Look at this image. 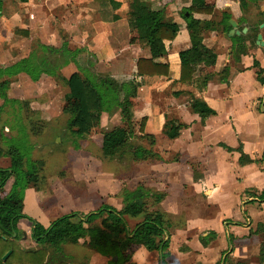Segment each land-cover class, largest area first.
Returning <instances> with one entry per match:
<instances>
[{
    "label": "crops",
    "instance_id": "obj_1",
    "mask_svg": "<svg viewBox=\"0 0 264 264\" xmlns=\"http://www.w3.org/2000/svg\"><path fill=\"white\" fill-rule=\"evenodd\" d=\"M139 1L154 10H163L165 21L179 27L177 38L165 42L169 77H137L138 62L151 58L148 48L130 44V5ZM10 2L14 7H10ZM228 2L224 10H216L212 15H194L203 23L213 24L214 29L206 33L205 45L214 50L217 62L214 76L207 84H204L207 73H200L204 66L196 69L192 82L183 84L180 53L190 49L192 43L182 12L191 7L192 0H175L166 5L161 0H5L0 45L4 30L19 33L16 36L19 42L14 47L9 41L3 44L14 60L12 65H5L0 59L3 67L30 58L36 42L44 48L65 47L73 55L69 64L52 69L55 76L43 74L34 82L26 73H20L11 78L9 88H18L24 82L30 88L36 86L38 95L46 96L56 88L55 80H68L81 71L76 54L83 49L95 55L96 63L115 71L108 77L116 81L126 77L127 66H133V77L140 85L134 115L141 118L140 127L142 120L147 119L145 128L149 134L166 132L169 121L185 126L177 139H168L169 145L163 151L166 157L180 155L181 163L160 164L153 171L143 172L153 179L151 184L141 182L142 174L129 178L125 172L108 169L100 174L86 170L84 175L72 171L67 180L47 167L44 174L49 179L44 182L40 168L39 182L31 184L24 193V214L28 219L18 223L20 236L32 241L33 221L48 228L72 213L89 214L103 206L122 211L124 195L139 186L147 192L152 190L151 194L166 196L159 208L171 238L168 264H223L241 241L251 236L253 226L257 229L258 224H264V83L258 76L262 70L264 79V0H244L242 9L241 0ZM225 15L232 16L227 23ZM193 100L207 103L216 114L202 118L193 113L190 107ZM34 105L33 110L44 111L41 105ZM1 107L4 111V101ZM116 114L119 115L113 113ZM105 115L108 121L111 114H103L101 126ZM190 159L201 163L202 174L188 165ZM10 166L11 159L2 156L0 169ZM9 183L7 191L13 180L10 186ZM195 200L204 204L202 208L191 207ZM232 205L235 212L229 211ZM239 209L244 211L245 219L240 217ZM179 212L187 214V222L185 227L173 231L175 224L169 217ZM223 219L229 221L222 224ZM109 261L98 254L89 264H109ZM122 264H160V254L136 246L131 260Z\"/></svg>",
    "mask_w": 264,
    "mask_h": 264
},
{
    "label": "trees",
    "instance_id": "obj_2",
    "mask_svg": "<svg viewBox=\"0 0 264 264\" xmlns=\"http://www.w3.org/2000/svg\"><path fill=\"white\" fill-rule=\"evenodd\" d=\"M173 1L175 0H161L165 5ZM228 3V0H192L191 7L183 10L182 17L187 23L192 44L190 49L180 53L181 83L192 82L199 66H204L200 73H207L204 84L213 78L217 55L213 49L205 45V36L214 27L211 23L195 19L194 15H212L216 10H224ZM4 4L5 0H0V20L3 17ZM243 6L244 0H241V9ZM231 17L225 15L224 22H229ZM128 25L130 44L148 48L151 55L150 59H141L138 62L137 77H169V51L165 42L177 38L178 25L165 21L163 10H154L143 1L130 5ZM45 50L52 53L63 52V49L47 47ZM36 59L39 57L35 52L30 58L11 67H3L0 64V97L4 100V105L9 101L7 91L13 76L26 73L34 82H38L43 74L55 76L54 70L46 69L47 59L41 58L40 63ZM262 75L263 71L259 70V80L264 83ZM63 81L68 93L65 96L62 113L69 117L68 126L74 137L83 139L89 136L101 125L104 113H119L123 126L105 133L102 144L103 155L108 159L116 158L128 148L134 132L133 110L137 106L140 85L135 81L119 83L111 77H95L84 70ZM190 107L193 113L202 118L216 114L202 101L193 100ZM2 114L3 107L0 108V127L3 123ZM146 122L147 119L144 118L140 127L141 132L145 131ZM184 127L176 121H169L165 135L169 140H175ZM4 132L0 133V158L8 156L11 159V166L8 169H0V264H48V250L61 251L64 245L77 246L82 241L89 249L108 257L109 264L129 262L132 258V249L136 246H142L148 251H157L160 254V264H168L171 238L159 208L166 196L151 194L142 186L124 195L125 207L122 211L103 206L89 214L72 213L57 219L48 228L33 221L31 238L40 250H23L16 247L14 242L20 239L18 223L21 219H28L24 214L23 195L27 187L39 182L42 163H32L27 168L20 149L9 147V150L5 151L2 147L3 139L6 138ZM228 150L231 151L229 148ZM150 155L151 152L148 150L133 148L135 161H144ZM243 160L244 156L241 162ZM12 180L11 189L7 191V185ZM150 196L153 197L152 208L147 204ZM130 220L139 222L131 226ZM261 232H264V224H258L254 234ZM9 252L10 256L4 260ZM115 257L117 261L114 260ZM227 259L223 264H234ZM260 260L264 263V241L261 245Z\"/></svg>",
    "mask_w": 264,
    "mask_h": 264
},
{
    "label": "rangeland",
    "instance_id": "obj_3",
    "mask_svg": "<svg viewBox=\"0 0 264 264\" xmlns=\"http://www.w3.org/2000/svg\"><path fill=\"white\" fill-rule=\"evenodd\" d=\"M10 7H14L12 2H10ZM54 20L53 17L52 22H54ZM3 32V44L8 41L12 43L13 47L18 44L19 41L16 36L19 33L16 32L15 34L14 31L10 32L9 30H4ZM36 43L37 44H35L33 48V51L38 53L39 59L36 60L40 63L42 60L41 58L47 59L46 61H48L49 64L47 63L46 69H55L58 66H65L69 64L73 57V55H71L72 51H69L67 48L61 47L60 49H63V52L52 53L49 51L47 52L42 44ZM3 44L0 45V59L5 65H12L14 60H12L10 51L5 50L6 48H4ZM50 48L55 47L50 46ZM27 49L29 51V46ZM24 51L26 52V49ZM78 51L79 53L76 54V58L78 60L77 64L79 69L89 72L91 75L99 78L108 77L109 73L112 74L115 72L96 63V57L92 52L89 53L83 49H78ZM121 61L123 62V58ZM124 61L127 62L126 58H124ZM121 64L123 65V63ZM126 68L128 74L125 73L126 77L120 78L118 82H136L133 77V66L132 68L129 66ZM118 73L123 74V72L121 73L119 71ZM127 77H129V79H127ZM55 82H58L56 88L46 96L38 95L36 86L35 88H30V86L24 82L18 84V86H16L18 88H9L10 95H7L9 101L5 105L6 108L2 114L3 123L0 127V133L1 131H5L4 133L6 135V138L3 139L2 147L5 151H8L9 147L20 149L27 168L32 163H42L40 176L46 172L45 169L47 167L51 172H57V174H61V176L65 177L67 180L70 178L72 171L77 175H84L86 170H93L94 173L100 174L103 169L112 170L116 173L125 172L127 177L132 178L139 177L141 174L144 175L143 172H147V170L153 171L154 166L160 164L181 163L180 155H176V157L174 155L168 157L163 155V151H166L165 149L169 145V140L165 132L153 135L149 134V130L147 131L146 128L144 132H141L139 125L141 118H135V115L133 118L134 132L128 148L114 159L106 158L102 152L103 136L105 133L123 126L122 122H119L120 116L116 114V117L111 114L110 119L107 121L106 119L108 116L105 115L104 126L100 125L91 135L83 139L74 137L68 126L69 117L62 113V106L65 101V95L67 94V86L62 78L55 80ZM42 87L46 88L44 85ZM3 101L4 100L0 97V105ZM36 103L37 105L39 104V106L41 105L40 107H43V112L33 110L34 104ZM138 147L150 151L151 155L144 161L133 160V148ZM188 165L201 173V171H199L202 166L201 163L191 161L190 159ZM45 179H49L48 174H44V179L41 180L45 182ZM43 181H41L40 185L43 184ZM152 181L153 179L147 178L145 175L143 180H141L145 185L148 183L151 184ZM11 183L12 181H10L9 186ZM149 191L150 193L152 192V190ZM147 204L149 208H152V196L147 199ZM203 205L201 201L195 200L191 207L198 210L202 208ZM234 210L232 205L229 211L232 212ZM239 211L241 213L240 217L245 219V215L243 214L244 211L243 213L241 209H239ZM248 211L249 209H247V212ZM184 212L187 213V211ZM186 213L179 212L177 215L170 214L169 218L175 224L173 231L185 227L187 222ZM195 214H198V212ZM189 215L190 217L194 216L193 213H189ZM182 219L184 221H182ZM223 221L222 224L229 221V219H223ZM130 224L133 226L135 221L130 220ZM255 230L256 226H253L251 236H249L247 240L241 241L238 248L236 247L234 251L230 253L231 255L229 254L227 256V260L230 263L264 264L260 260L264 232L254 234ZM14 244L16 247H20L23 250H40V247L34 242L29 239L25 240L24 235H21L20 239L15 241ZM48 253V264H62V262L67 264H89L93 256L99 254L89 249L85 242L77 246L64 245L61 251L51 249L48 250Z\"/></svg>",
    "mask_w": 264,
    "mask_h": 264
},
{
    "label": "water",
    "instance_id": "obj_4",
    "mask_svg": "<svg viewBox=\"0 0 264 264\" xmlns=\"http://www.w3.org/2000/svg\"><path fill=\"white\" fill-rule=\"evenodd\" d=\"M258 40H259V41H262V37L259 36ZM10 254H11V253H8V254L4 257V260H6V259L10 256ZM114 260L117 261V258L115 257Z\"/></svg>",
    "mask_w": 264,
    "mask_h": 264
}]
</instances>
